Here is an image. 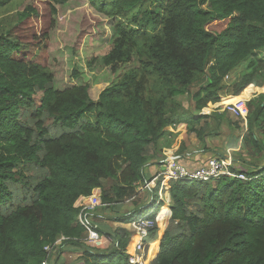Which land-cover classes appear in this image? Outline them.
<instances>
[{
  "label": "trees",
  "instance_id": "1",
  "mask_svg": "<svg viewBox=\"0 0 264 264\" xmlns=\"http://www.w3.org/2000/svg\"><path fill=\"white\" fill-rule=\"evenodd\" d=\"M11 1L0 0V8ZM40 1L53 15L54 6L68 0ZM144 1L88 0L113 21L114 40L102 65L114 73L135 61L97 100L87 85L57 90L46 66L20 56L13 31L37 9L26 7L19 23L0 35V264H56L68 250L81 251L85 264L88 258L127 264L130 234L124 229L107 235L111 253L84 244L87 230L74 205L94 190L110 221L158 218L150 260L157 240L158 251L149 264H264V93L249 98L250 85L264 87L255 60L264 52V0H168L140 12ZM184 95L192 111L176 102ZM224 97L223 105L247 99L240 119L246 128L232 154L236 163L238 153L250 160L237 172L245 179L163 185L158 173L148 169L145 176L161 165L164 149L181 164L185 143L175 148L169 141L181 128L201 147L192 155L208 151L206 140L218 136L227 113L212 109ZM153 179L155 186L143 189ZM141 192L147 197L139 203ZM165 192L168 206L160 199ZM149 206L153 210L142 215ZM90 213L82 214L83 223L99 235L86 219Z\"/></svg>",
  "mask_w": 264,
  "mask_h": 264
},
{
  "label": "rangeland",
  "instance_id": "2",
  "mask_svg": "<svg viewBox=\"0 0 264 264\" xmlns=\"http://www.w3.org/2000/svg\"><path fill=\"white\" fill-rule=\"evenodd\" d=\"M167 1L146 0L139 4L137 10L142 12L152 5H159ZM26 7L35 8L38 13L20 23L13 31L16 33L19 42L20 56L25 55L27 60L46 66L53 75L54 86L57 90L75 85H87L90 98L97 99L103 89L112 82L117 81L122 69L127 70L135 66V61H133L128 66L121 67L113 73L109 68L102 65V57L107 53L111 42L114 40L113 21L94 12L89 6L88 0H68L64 5L54 6L56 14L53 15L50 14L46 2L40 0H12L3 8H0V35H4L9 27H15L19 23L17 14L22 13ZM255 60L256 67L262 69L264 74V52L259 53ZM244 66L245 64L241 66L242 69ZM74 71L79 75L77 78L73 75ZM240 73L241 68L236 71L234 77L238 78ZM227 81L228 77L225 78V82ZM195 89L193 87L191 92H194ZM176 102L184 109L192 111V103L188 96H179L176 98ZM215 109L213 108L212 111ZM237 119L228 113H225L224 117L222 116L218 136L207 138L205 149L209 150L202 152L203 155H198L199 162L215 157V153L221 155L225 153L224 156H226V151L233 149L229 145L233 139L232 143L236 146L233 151L238 150L237 146L239 144L236 142V138L241 133L243 134L240 124L245 122ZM169 141H173L172 144L176 148L181 146L183 142L188 150L197 151V148H201L195 136L187 135L182 128L178 130L176 137ZM169 150L172 152L171 149ZM231 153H229L230 156ZM238 155L239 162L236 163L232 160L233 168H231L236 173L242 171L240 166L242 162V166H245L250 161L247 160L245 154L238 153ZM158 167L156 166V168ZM158 170H161V167ZM145 176H147L146 171ZM146 197L147 194L141 192L138 202L141 203ZM160 198L164 201V197ZM165 208L167 210V207ZM99 210L100 208H97L96 211L99 212ZM149 210H153V208L149 206L146 210L144 209L142 215ZM161 228L163 229V225L160 223L159 232Z\"/></svg>",
  "mask_w": 264,
  "mask_h": 264
},
{
  "label": "built area",
  "instance_id": "3",
  "mask_svg": "<svg viewBox=\"0 0 264 264\" xmlns=\"http://www.w3.org/2000/svg\"><path fill=\"white\" fill-rule=\"evenodd\" d=\"M246 102L247 99H239L232 103L223 105V110L234 118L245 120L246 116ZM226 156L213 157L201 163L194 168H188L181 164H178L172 157L170 150H164L162 156L164 157L161 171L157 176L163 177V185L169 181H183V182H194V183H206L218 181L222 177H228L230 179L244 180L245 177L241 173L232 171L233 168L232 158L229 153ZM155 186V179L150 183L145 184L143 189H147ZM102 206L100 200V190H94L90 196L79 197L76 203V208L80 209L78 220L82 222L88 232L87 244L96 249H101L104 245L110 242V239L101 238L91 228L84 224L82 214L85 212L93 211ZM156 220L141 217L130 224L129 229V242L127 254V264H149L150 260V244L149 238L151 231L156 228ZM63 240H56L53 247L59 246ZM149 244V246H148ZM53 247L46 246L44 250L50 252ZM42 264H46L45 262Z\"/></svg>",
  "mask_w": 264,
  "mask_h": 264
},
{
  "label": "crops",
  "instance_id": "4",
  "mask_svg": "<svg viewBox=\"0 0 264 264\" xmlns=\"http://www.w3.org/2000/svg\"><path fill=\"white\" fill-rule=\"evenodd\" d=\"M252 88H253V90L250 92V95H249V98H254V97H257V95L258 94H260V93H264V87H262V88H256V87H254V86H252V85H250ZM242 95V94H241ZM227 99H229V97H227V98H223L222 100H221V102L220 103H218V104H216V106H214L215 108H218V109H220V112H222L221 110V106L225 103V101L227 100ZM92 100H97V99H92ZM241 125V127H242V130L244 131L245 130V126H246V121H245V123H243V124H240ZM241 136H242V133L239 135V137L238 138H236V142H238V146H237V149L240 147V138H241ZM234 141V139L230 142V144H232V142ZM236 147V146H235ZM176 148V147H175ZM164 150H169V149H164ZM163 150V151H164ZM235 151H237V150H234L233 151V149H230V150H227L226 151V153L228 152V153H231V152H235ZM195 152V150H188L187 151V153H186V155L185 156H183L181 159H180V163H181V165L183 164V166L185 165V166H188V167H191V166H198V165H200L201 163H205V161L204 162H199V161H196L197 160V157H198V155H192L193 153ZM231 156H232V153H231ZM175 160H177V159H179V156H172ZM233 157V156H232ZM231 157V158H232ZM232 160H233V158H232ZM177 162V161H176ZM178 163V162H177ZM179 164V163H178ZM159 167H161V165L159 166ZM158 167V168H159ZM158 168H156L155 166H153V167H150V168H147L146 169V172H147V170L149 169V173H150V175H153L154 173H158V172H160V171H163V169L161 168V170H158ZM160 197H164V205L166 206H168L169 205V202H170V198H169V194H168V192H165L164 194H161L160 195ZM161 199V198H160ZM166 200V201H165ZM168 200V201H167ZM164 206V207H165ZM74 207L76 208V204L74 205ZM97 210V209H96ZM94 211L93 212V214L92 213H90V214H88V215H86V219L88 220V222L90 223V225H91V227H94V228H96L97 230H98V233H99V235L101 236V237H103V238H108L109 239V237L107 236V235H112L113 234V232H114V230H116V229H118V228H120V229H124V230H126L127 232H129V229H130V224L131 223H120V222H113V221H110V220H108V217L109 216H111V215H109V212H105V213H103L102 214V212L99 210V212L98 211ZM126 211V208H124L121 212H125ZM160 214V213H159ZM159 214H158V216H159ZM168 218V217H167ZM133 222V221H132ZM166 223H167V221H166ZM164 227H165V225H164ZM164 227H163V229H164ZM111 243V242H110ZM110 243H107L106 245H104L102 248H101V250L102 251H104V250H109L110 248V250L107 252V253H111L112 252V246H111V244ZM155 243H156V249H155V251L153 252V255H152V259L151 260H153L155 257H156V255H157V251H158V240L157 241H155ZM86 246H89L88 244H87V242H85L84 243ZM115 246V245H114ZM90 247V246H89ZM106 253V255H104L103 257H108L109 256V254H107ZM84 259H83V258ZM110 257V256H109ZM88 261H89V263L90 264H92V261H91V259H87ZM150 260V261H151ZM104 261V260H103ZM56 264H85V257L84 256H82V252L81 251H79V252H77V251H73V250H68V251H65V252H62L60 255H59V258H58V260L56 261Z\"/></svg>",
  "mask_w": 264,
  "mask_h": 264
},
{
  "label": "bare ground",
  "instance_id": "5",
  "mask_svg": "<svg viewBox=\"0 0 264 264\" xmlns=\"http://www.w3.org/2000/svg\"><path fill=\"white\" fill-rule=\"evenodd\" d=\"M161 172V171H160ZM160 172H158V174L160 173ZM157 174V175H158ZM158 177V176H157ZM212 183H214V182H212ZM211 184V183H210ZM82 217H83V215H82ZM95 232V231H94ZM96 233V232H95ZM98 235V234H97ZM99 237H101L100 235H98ZM87 238H88V232H87ZM87 238H86V240H87ZM101 238H103V237H101ZM104 239H108V238H104ZM86 242V241H85ZM110 242H111V240H110ZM109 242V243H110ZM50 247V246H49ZM57 247V246H56ZM94 249H96V248H94ZM42 263H44V262H42ZM46 263V262H45ZM47 264V263H46Z\"/></svg>",
  "mask_w": 264,
  "mask_h": 264
}]
</instances>
